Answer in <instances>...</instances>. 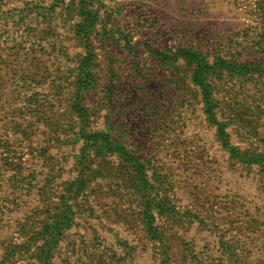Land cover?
Returning a JSON list of instances; mask_svg holds the SVG:
<instances>
[{
    "label": "rangeland",
    "instance_id": "rangeland-1",
    "mask_svg": "<svg viewBox=\"0 0 264 264\" xmlns=\"http://www.w3.org/2000/svg\"><path fill=\"white\" fill-rule=\"evenodd\" d=\"M0 264H264V0H0Z\"/></svg>",
    "mask_w": 264,
    "mask_h": 264
},
{
    "label": "trees",
    "instance_id": "trees-1",
    "mask_svg": "<svg viewBox=\"0 0 264 264\" xmlns=\"http://www.w3.org/2000/svg\"><path fill=\"white\" fill-rule=\"evenodd\" d=\"M177 53H181L182 55H184V56H190L189 54H194V53H192V52H188V51H184V50H179V51H177ZM186 58V57H185ZM208 114H210V113H208Z\"/></svg>",
    "mask_w": 264,
    "mask_h": 264
}]
</instances>
